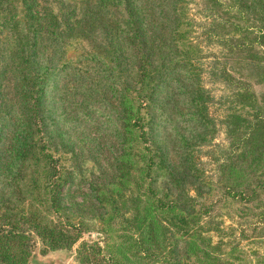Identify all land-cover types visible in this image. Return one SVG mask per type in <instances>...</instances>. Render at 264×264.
Segmentation results:
<instances>
[{"label":"trees","instance_id":"obj_1","mask_svg":"<svg viewBox=\"0 0 264 264\" xmlns=\"http://www.w3.org/2000/svg\"><path fill=\"white\" fill-rule=\"evenodd\" d=\"M41 1L0 0V264L26 262L29 228L42 251L69 248L85 214L106 241L79 243L84 263L233 264L211 244L221 230L206 197L264 194V92L248 84L264 86V0L197 8L245 78L220 122L214 180L198 157L216 121L192 0ZM73 40L84 45L68 57ZM217 63L207 73L231 83Z\"/></svg>","mask_w":264,"mask_h":264},{"label":"rangeland","instance_id":"obj_2","mask_svg":"<svg viewBox=\"0 0 264 264\" xmlns=\"http://www.w3.org/2000/svg\"><path fill=\"white\" fill-rule=\"evenodd\" d=\"M45 1H48L47 3L54 7L52 0ZM199 1H191L189 13L197 23L194 38L200 44L204 53L203 67L205 72L202 74V79L203 85L208 89L212 97V102L209 105V113L216 121V134L210 145L201 147L198 157L207 178L214 180L216 164L220 157L219 150L226 144L223 126L220 122L231 107H238L235 105L232 106L231 94L232 90L236 87V83L239 80L244 81L245 78L243 77L244 68L241 66V63L235 64L233 58L223 56L222 48L215 42L209 43L205 38V32L202 28L204 18L197 12ZM82 45H84L82 41H71L66 55L68 57L72 56ZM224 59L227 61V66L229 63L232 66L231 75L234 80L231 83H227L221 79H215L207 73L212 61L218 62L217 64L221 65ZM248 84L255 97L259 99L260 95L264 92V86L252 81L248 82ZM86 166H88L87 163ZM76 189H78L76 192V201H79L81 198L78 192L85 191L83 182ZM206 198V206L210 219L214 223H217L221 230L219 232H210L211 244L218 245L221 257L227 258L225 253L231 252L229 249H232L231 253L233 258H228V261H231L233 264H264V194L260 195L259 200L244 205L237 199L222 198L217 190L213 191ZM83 223V230L80 233V237L73 245L69 248L67 247L68 251L74 252L73 260L75 264H78L77 262L87 264L80 261L77 256L76 249L79 243L97 244L102 248L106 241L105 235L98 230L97 224L89 219L87 214L84 215ZM29 244L30 251L34 247H37V245L39 246V243L32 240L31 242L29 241ZM41 253H47V249L41 251ZM99 258L102 263L108 262V254L104 250L100 252Z\"/></svg>","mask_w":264,"mask_h":264},{"label":"water","instance_id":"obj_3","mask_svg":"<svg viewBox=\"0 0 264 264\" xmlns=\"http://www.w3.org/2000/svg\"><path fill=\"white\" fill-rule=\"evenodd\" d=\"M25 234L28 236L29 241L39 243V246L34 247L24 264H75L73 257L74 252L67 250V247L57 248L54 250L47 249V253L43 254L41 251L44 249L42 241L33 232L32 229H27ZM78 264H81L77 262Z\"/></svg>","mask_w":264,"mask_h":264}]
</instances>
